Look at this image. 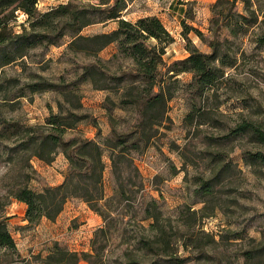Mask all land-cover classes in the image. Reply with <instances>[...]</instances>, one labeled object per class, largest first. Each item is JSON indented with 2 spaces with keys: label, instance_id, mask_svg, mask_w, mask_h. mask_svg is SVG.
Segmentation results:
<instances>
[{
  "label": "rangeland",
  "instance_id": "rangeland-1",
  "mask_svg": "<svg viewBox=\"0 0 264 264\" xmlns=\"http://www.w3.org/2000/svg\"><path fill=\"white\" fill-rule=\"evenodd\" d=\"M67 1L100 4L93 14L95 22L83 27L82 34L107 32L116 27L115 21L103 19L105 9L115 0H37L35 7L42 13ZM251 1L250 9L255 10L258 20L244 35L237 36L223 26L227 19L231 24L237 19L230 17L227 8L219 16L220 28L211 22L213 2L208 11H200L195 1L183 3L181 19L175 13H172L175 18H169L167 12L176 8L164 6L161 10L164 21H161L173 40L164 46L156 79L172 96L163 117L151 127H147L141 104L135 100L146 85L131 59L119 52L116 43L108 44L95 55L68 49L71 31L63 23L65 18L56 11L44 19L52 26L41 31L53 43L43 38L21 61L17 59L0 68L3 82H11L9 102H14L3 105V113L25 125L45 124L50 114L58 112V101L72 109L75 98L79 99L80 107L74 111L85 117L75 128L67 129L63 138L82 136L100 143L105 165V198L112 196L116 187L109 150L103 144L105 138L114 129L137 140L138 148L132 149L131 155L142 176L143 189L139 194L143 201L154 199L161 210L160 223L165 226L164 245H160L162 254H155L152 248H144L139 242L152 235L150 219H142L140 204L124 212L114 201L113 226L106 240L96 243L98 249L104 244L95 264L137 261L140 264H245L242 251L262 237L264 163L252 162L250 156L264 155V145L230 130L242 118L264 127V0ZM230 10L248 15L240 1L234 7L230 5ZM148 11L145 0H125L119 12L122 18L134 22ZM15 15L10 23L14 32H19L22 26L29 27L23 11L16 10ZM181 21L202 35L193 30L182 34ZM212 41H218L219 55L232 62V66L226 67L223 77L210 88L201 90L196 83H190L191 72L179 70L182 63L178 61L189 54L192 46L210 53ZM148 43L157 41L151 38ZM90 65L95 68V81L103 88L95 87L85 74V67ZM38 81L54 87L31 91L28 86ZM132 84L139 85L138 89H132ZM57 89L74 90V97L66 101ZM193 105L207 108L204 123L198 128L190 127L184 120ZM29 163L28 185L34 191L59 184L67 169V160L61 152L50 163L36 157H31ZM4 169L0 165V190L8 181L1 177ZM24 209V204L12 199L4 210L20 257L46 254L54 242L79 254L89 252L93 233L103 224L102 217L79 197L68 198L54 220L42 218L31 226L23 222ZM77 264L87 263L80 259Z\"/></svg>",
  "mask_w": 264,
  "mask_h": 264
},
{
  "label": "trees",
  "instance_id": "trees-1",
  "mask_svg": "<svg viewBox=\"0 0 264 264\" xmlns=\"http://www.w3.org/2000/svg\"><path fill=\"white\" fill-rule=\"evenodd\" d=\"M237 1L244 4V10L248 12V15L238 11L231 12L230 5L234 7ZM36 2L37 0H0V68L17 59L21 61L28 50L35 47L43 38L53 43L41 31L52 26L51 22H46L44 19L56 11L59 16L65 18L63 23L71 31V38L67 43L68 49L95 55L108 44L116 43L119 52L131 59L141 80L145 82L144 91L137 93L135 100L141 104L147 127L156 124L163 117L166 103L172 95L156 79L157 67L162 62L164 46L173 38L158 17L145 15L131 22L122 18L119 12L124 8L125 0H115L113 5L105 9L106 15L103 19L115 21L116 27L107 32L84 35L80 31L83 27L95 22L93 14L100 4H76L67 1L40 13L35 7ZM252 2L251 0H215L211 6V22L217 25V29L220 28L219 16L227 8L230 17H236L238 20L231 24L227 19L223 26L234 36L244 35L247 29L258 20L255 10L250 9ZM16 10H21L27 15L29 25L28 28L22 26L19 32H14L10 25L15 19ZM181 24L182 34L193 30L198 36L202 35L198 29L186 25L184 21H181ZM151 38H154L157 43H148ZM159 43L163 45H158ZM217 45L218 41L210 42L212 46L210 53L200 52L192 46L188 49L189 54L178 61L182 63L179 70L191 72L190 83H196L201 90L210 88L216 80L223 77L225 68L232 66V62L225 61L223 56L219 55ZM94 69L91 65L86 66L84 72L90 76L95 87L103 88L94 79L96 74ZM9 83L11 82L5 84L0 78V92L3 91L0 96V165L5 168L1 177L4 180L8 179L4 188L0 190V264H77L80 259L87 264H95V261L100 259L104 244L101 243L98 249L96 243L104 238L106 240L113 226L111 204L114 201L124 212L132 205L140 204L142 219H150L148 225L152 235L139 239V242H142L144 248H152L155 254H162L160 245L161 243L164 245L162 237L165 226L160 223L161 210L154 199L143 201L139 194L143 189L142 176L131 155V150L138 148L137 140L130 139L125 133L120 134L114 129L112 134L105 138L103 144L109 150L110 170L116 185L114 194L105 198L103 189L105 165L100 143L82 136H73L67 140L63 138L67 129L75 128L77 122L85 117L74 111L80 107L79 99L75 98V103L71 105L72 109L64 107L63 102L58 101V112L50 114L45 124L25 125L20 120L7 117L3 113V105L14 103L9 102L11 95ZM131 86L135 90L139 87L135 84ZM28 87L31 91H40L53 89L54 85L38 81L31 83ZM58 91L66 101L74 97V90L60 89ZM206 111L207 108L204 105L199 107L193 105L184 117L186 124L192 128H198L204 123L202 119ZM230 130L234 134H246L252 141L264 145V127L258 122L242 118ZM57 152H61L67 160L63 180L55 186L34 191L28 185L31 172L29 160L31 157H36L45 163H50ZM250 159L253 160L252 162L260 160L264 163V155L261 153L251 155ZM203 187L207 190L205 183ZM70 197H79L103 219V224L93 233L90 251L79 254L54 242L46 254L32 253L29 257H20L16 243L7 227L8 217L4 215L5 207L10 201L14 199L25 205L24 219L27 225L31 226L37 224L42 218L54 220ZM249 240L254 242L252 238ZM167 246H169L168 243ZM242 256L245 264H264V232L251 248L242 251ZM134 264L140 263L137 261Z\"/></svg>",
  "mask_w": 264,
  "mask_h": 264
},
{
  "label": "crops",
  "instance_id": "crops-1",
  "mask_svg": "<svg viewBox=\"0 0 264 264\" xmlns=\"http://www.w3.org/2000/svg\"><path fill=\"white\" fill-rule=\"evenodd\" d=\"M145 1H146L148 8H149V11L145 12V14L142 16L155 15L160 20L163 19V21H164V15L165 14H164V12H161V10H164L165 5L172 6L173 9L176 8L175 11L169 10V12H167L169 18H171V19L175 18V15L172 14V13H175V14L179 15V19H181L183 17L182 12L184 11V9H181L183 7V3L195 1L198 5V8L200 9V11H202V10L208 11L209 5L214 0H174L173 3H172V0H169L168 2H167V0H145ZM178 1H180V2L177 4ZM177 11H180V12H177ZM163 21H161V22L163 23ZM191 22L194 23V21H192V20H191ZM20 203H22V202H20ZM23 222H26V220L24 218H23Z\"/></svg>",
  "mask_w": 264,
  "mask_h": 264
}]
</instances>
